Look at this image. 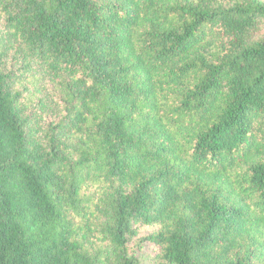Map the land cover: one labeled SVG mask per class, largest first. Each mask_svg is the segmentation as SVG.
I'll return each instance as SVG.
<instances>
[{"label": "trees", "instance_id": "trees-1", "mask_svg": "<svg viewBox=\"0 0 264 264\" xmlns=\"http://www.w3.org/2000/svg\"><path fill=\"white\" fill-rule=\"evenodd\" d=\"M146 244L264 264V2L0 0V264Z\"/></svg>", "mask_w": 264, "mask_h": 264}, {"label": "rangeland", "instance_id": "rangeland-1", "mask_svg": "<svg viewBox=\"0 0 264 264\" xmlns=\"http://www.w3.org/2000/svg\"><path fill=\"white\" fill-rule=\"evenodd\" d=\"M264 2V0H262ZM148 233L144 231L143 234ZM155 248L146 244L142 250H136V258L139 264H156L153 260L155 254Z\"/></svg>", "mask_w": 264, "mask_h": 264}]
</instances>
